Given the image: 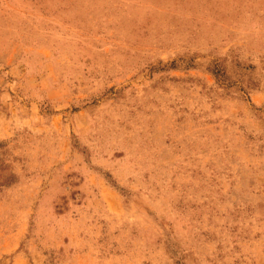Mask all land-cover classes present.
Instances as JSON below:
<instances>
[{"label":"rangeland","instance_id":"374dc122","mask_svg":"<svg viewBox=\"0 0 264 264\" xmlns=\"http://www.w3.org/2000/svg\"><path fill=\"white\" fill-rule=\"evenodd\" d=\"M0 264H264V0H0Z\"/></svg>","mask_w":264,"mask_h":264}]
</instances>
